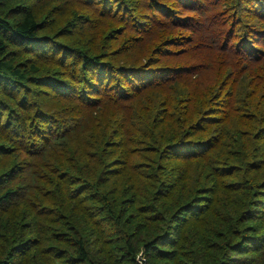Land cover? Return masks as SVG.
<instances>
[{
	"label": "trees",
	"instance_id": "1",
	"mask_svg": "<svg viewBox=\"0 0 264 264\" xmlns=\"http://www.w3.org/2000/svg\"><path fill=\"white\" fill-rule=\"evenodd\" d=\"M0 264H264V0H0Z\"/></svg>",
	"mask_w": 264,
	"mask_h": 264
}]
</instances>
